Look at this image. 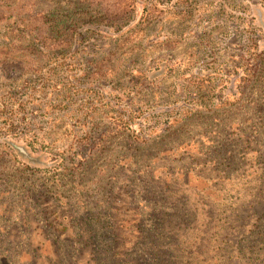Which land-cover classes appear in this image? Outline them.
I'll list each match as a JSON object with an SVG mask.
<instances>
[{"label":"rangeland","instance_id":"1","mask_svg":"<svg viewBox=\"0 0 264 264\" xmlns=\"http://www.w3.org/2000/svg\"><path fill=\"white\" fill-rule=\"evenodd\" d=\"M138 1L45 61L0 36V264H264V0Z\"/></svg>","mask_w":264,"mask_h":264},{"label":"trees","instance_id":"2","mask_svg":"<svg viewBox=\"0 0 264 264\" xmlns=\"http://www.w3.org/2000/svg\"><path fill=\"white\" fill-rule=\"evenodd\" d=\"M186 0H183L185 2ZM68 0L64 2L67 3ZM6 0H0V36H5L9 41V45H13L19 57H34L42 58L44 61L48 58H53L61 50L70 46L68 40L69 36L79 27V21L86 24H96L98 22L107 21L115 23V25H125L128 21L134 20L137 16V8L142 4L138 0H83V4L79 6H67L44 9L33 12L34 5L27 2L24 8L15 10L11 4L6 7ZM142 14L135 22L136 31L145 33L146 28L151 25L153 20L151 8H156L153 3H144ZM67 9V10H66ZM179 14V13H177ZM183 17L188 15L187 11L183 10ZM134 32V29L131 31ZM12 47V46H11ZM22 59V58H19ZM30 62L31 70L29 72H36V60L26 59ZM25 61V60H19ZM22 65V64H21ZM38 72H41L40 69ZM255 71L252 68L245 69V77L242 81L251 82ZM191 93L196 96V102L203 103V107L209 108L211 103L214 85L211 79L204 82L201 80H192ZM55 89V87H54ZM57 89V87H56ZM62 90L61 88L59 89ZM194 99V98H193ZM224 106L226 101L221 102ZM258 113H262L264 125V103L260 104ZM184 117L176 121H181L183 118H191L193 113L188 111ZM120 125L128 126V121H123V118L117 119ZM127 123V124H126ZM23 153V151L21 150ZM25 167V166H24ZM26 167L23 169V171ZM89 232V231H87Z\"/></svg>","mask_w":264,"mask_h":264}]
</instances>
